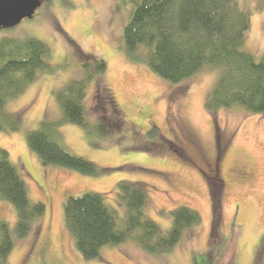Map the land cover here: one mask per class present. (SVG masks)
<instances>
[{
    "label": "rangeland",
    "instance_id": "rangeland-1",
    "mask_svg": "<svg viewBox=\"0 0 264 264\" xmlns=\"http://www.w3.org/2000/svg\"><path fill=\"white\" fill-rule=\"evenodd\" d=\"M133 1L49 0L40 2L31 17L0 27V39L34 37L44 42L56 69L40 73L6 103L20 128L0 131V147L17 167L28 198L45 205L39 227L22 239L14 238L9 264H216L232 235L237 264L253 263L264 234V112L248 113L240 107L206 110L218 68H204L171 83L144 61L128 59L122 29ZM238 1L249 17L244 49L264 57V0ZM87 55L106 64L87 86L88 115L94 120L102 114L112 117L110 108L117 106L121 129L101 138L61 122L57 131L60 143L72 153L105 169L98 176L43 165L25 141L26 132L40 121L61 120L54 91L79 75L80 61ZM105 89L113 106L96 98ZM152 127L158 136L147 133ZM120 180L144 186L146 215L162 230L170 225L169 211L179 205L196 210L200 221L184 230L166 254L150 255L128 239L84 259L65 227L63 200L69 194L95 191L113 205ZM0 217L10 227L15 224L12 205L2 199Z\"/></svg>",
    "mask_w": 264,
    "mask_h": 264
},
{
    "label": "trees",
    "instance_id": "trees-1",
    "mask_svg": "<svg viewBox=\"0 0 264 264\" xmlns=\"http://www.w3.org/2000/svg\"><path fill=\"white\" fill-rule=\"evenodd\" d=\"M40 2L45 4L49 0ZM248 27L247 10L238 0H134L122 29L123 48L128 59L144 61L154 73L171 83L204 68H218V77L205 99L206 110L240 107L248 113H263L264 57L258 58L244 49ZM50 58L49 47L34 37L0 39V131L20 128L18 116L6 110V103L22 94L40 73L56 71ZM105 69L102 59L88 56L81 60L79 75L54 91L61 120H42L37 128L26 132L28 148L43 165L61 166L90 176L105 171L62 145L57 131L61 122L79 126L87 136L95 134L101 138L121 129L118 108L112 105L106 89L96 93V98L113 106L112 117L102 114L92 119L84 102L88 84ZM147 133L158 136L156 127ZM115 187L113 205L95 191L69 194L63 200L65 227L84 259H92L103 248L118 246L128 239L150 255L166 254L178 244L184 230L200 221L196 210L179 205L169 211L170 225L162 230L146 215L147 195L142 184L120 180ZM0 199L10 203L16 215L13 227L0 217V264H9L14 238L22 239L34 226L39 227L45 205L28 198L23 178L7 150L1 147ZM232 236L221 248L216 264H237ZM263 258L264 234L252 264H262Z\"/></svg>",
    "mask_w": 264,
    "mask_h": 264
},
{
    "label": "water",
    "instance_id": "water-1",
    "mask_svg": "<svg viewBox=\"0 0 264 264\" xmlns=\"http://www.w3.org/2000/svg\"><path fill=\"white\" fill-rule=\"evenodd\" d=\"M40 0H0V27L31 17Z\"/></svg>",
    "mask_w": 264,
    "mask_h": 264
},
{
    "label": "flooded vegetation",
    "instance_id": "flooded-vegetation-1",
    "mask_svg": "<svg viewBox=\"0 0 264 264\" xmlns=\"http://www.w3.org/2000/svg\"><path fill=\"white\" fill-rule=\"evenodd\" d=\"M219 147V146H218ZM218 147H217V149H218Z\"/></svg>",
    "mask_w": 264,
    "mask_h": 264
}]
</instances>
